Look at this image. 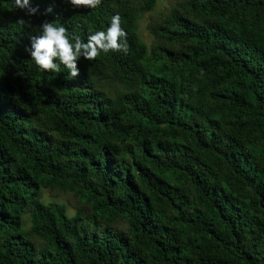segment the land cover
Returning <instances> with one entry per match:
<instances>
[{"label": "trees", "instance_id": "1", "mask_svg": "<svg viewBox=\"0 0 264 264\" xmlns=\"http://www.w3.org/2000/svg\"><path fill=\"white\" fill-rule=\"evenodd\" d=\"M13 2L0 0V264H264V169L246 147L264 144V0L178 1L149 51L137 18L156 0H30L31 17ZM115 14L128 52L81 58L75 79L25 51L45 20L87 42ZM41 188L81 196L88 214L43 204Z\"/></svg>", "mask_w": 264, "mask_h": 264}, {"label": "clouds", "instance_id": "2", "mask_svg": "<svg viewBox=\"0 0 264 264\" xmlns=\"http://www.w3.org/2000/svg\"><path fill=\"white\" fill-rule=\"evenodd\" d=\"M75 8H87L95 10L102 0H68ZM14 9L24 11L29 17L38 13V7H32L30 0H14ZM47 13L52 8L46 9ZM22 26H31L23 18L18 20ZM35 31L38 35L31 37L30 46L25 51L30 54L31 61L39 72L59 73L61 66L67 69L69 75L66 80H72L80 75L78 61L81 58L87 61L96 60L101 53L128 52L127 32L122 27V18L119 14L111 17L106 30L93 32L89 29L87 42L80 35H69V30L63 24L56 21H43ZM23 75L22 73H18Z\"/></svg>", "mask_w": 264, "mask_h": 264}, {"label": "rangeland", "instance_id": "3", "mask_svg": "<svg viewBox=\"0 0 264 264\" xmlns=\"http://www.w3.org/2000/svg\"><path fill=\"white\" fill-rule=\"evenodd\" d=\"M138 2L139 0H133ZM182 0H156L154 7L147 12H143L137 18V28L136 34L139 40L145 45L146 49L149 51L156 43V39L149 33V27L155 24H158L164 19L168 14L171 7L175 5L176 2ZM103 89L109 94L113 95L117 89L122 90V88L117 84L105 85ZM216 101L215 99L209 98L207 104L209 108L216 110ZM215 117L219 116L217 110L214 113ZM246 147L252 152L256 157L257 161L262 165L264 169V144L258 136H249V141L246 142ZM165 182L170 185H175L180 187L185 193L189 196L193 194V189L189 183L177 177L174 173H167L164 178ZM247 194H250L251 191L248 189ZM235 197V194H231ZM237 199L241 207L245 208L248 203L247 196H237ZM39 200L43 204L49 202H55L62 204L65 208V212L68 216L73 215L76 211H81L82 216L85 218L88 214L89 207L86 204L85 200L81 196L74 195L71 191L68 190H58L52 188H41L39 190ZM250 211V210H249ZM112 227L125 231L127 228V223L124 218H116L111 224ZM30 227V214L29 209L27 208L22 214V230H27ZM29 238L32 240L34 246L38 249L43 244L42 240L35 236L30 235Z\"/></svg>", "mask_w": 264, "mask_h": 264}]
</instances>
